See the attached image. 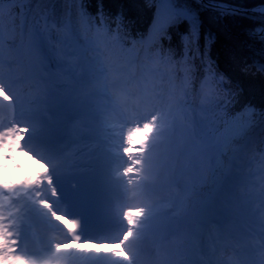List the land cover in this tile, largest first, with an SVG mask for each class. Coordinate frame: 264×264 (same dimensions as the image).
I'll return each mask as SVG.
<instances>
[{
    "label": "snow or ice",
    "instance_id": "snow-or-ice-1",
    "mask_svg": "<svg viewBox=\"0 0 264 264\" xmlns=\"http://www.w3.org/2000/svg\"><path fill=\"white\" fill-rule=\"evenodd\" d=\"M44 3L43 7L35 10V14L31 20L27 17L22 19L19 24L15 20H11L7 25L4 23V5L12 3V0H0V114L5 110L11 113L13 118V126L5 128L0 135L4 132L15 131L22 140L20 142V148L22 151L28 152L30 156L41 163H45L39 157L35 156L32 151L26 148V141L31 128L26 124L16 123L15 117L17 111L20 110L23 115V104L25 94L30 91L29 82L34 79L35 73L42 66L43 63H47L49 67L52 66L54 61L61 59H70L74 53L67 51V48L72 47V41H75L76 45L80 46V50L84 55L77 60L78 64H82L80 83L83 86H87L91 82L92 76L97 70L99 65L103 67L104 60L108 62L112 59L115 46H119L121 50H127L129 53H134L137 47V40L128 39L129 34L127 32L121 35L124 30L122 24V17L118 16L115 21L110 22L103 15L102 10L98 16L93 17L87 13L84 7V0H71L73 7L63 13V17L57 12L56 7L49 2V0H27L28 4ZM149 5L158 4L155 12V16L149 31L147 39L151 42V49L148 53H145L144 60L140 61L142 66L147 67L148 63H164L168 58L173 57L174 53L168 49L165 53L163 46L164 40H171V36L168 34V29L176 24H179L181 20L187 18V14L181 8L174 7V0H147ZM79 5L77 8L76 5ZM168 5V8L164 11L159 5ZM17 14L24 11L23 8L17 7L15 9ZM29 12L33 9L29 8ZM239 10H234L233 14H237ZM8 15L11 17L12 10H8ZM82 20L85 27V34H81L80 24L77 22ZM94 30L95 36L89 37L86 33ZM259 34V38L264 42V28L256 30ZM54 32L63 33V38L54 35ZM144 40V39H143ZM140 40V43L143 42ZM198 33L191 31L190 35L181 37V43L183 46L182 59L195 60L196 55L199 54L201 62H203L205 56L200 53L198 46ZM194 47V50H193ZM139 61L137 56L136 60H127L124 65L119 67L110 64L111 71L116 76H123L126 74V69L132 64ZM260 71L264 72V65L260 66ZM215 78L219 80V83L227 92L230 90V82L223 75L215 74ZM228 81L229 84H225ZM167 93L168 98L174 96L172 91L164 88H151L145 87L141 90V98L136 103L135 107L137 112L141 111V101L145 103H151V110H145L142 114L133 115L131 123H134V127L129 128L126 134L123 136L124 144L128 154V159L132 161L133 165L142 164L143 157L149 152H154L157 148V142L155 137L157 135V129L160 127L158 123L162 119L167 118V114L163 111V105L165 103V95ZM227 103H231V100L221 102L217 107H223L227 109ZM238 99L236 104H238ZM235 107V106H234ZM256 107L250 103H244L238 110H235L239 120L230 128V136L220 139L213 137L205 142V150L208 152L218 151L220 149H228L231 145H239L246 139L253 128L252 120L256 115ZM250 113V117H245L244 113ZM264 115V113H261ZM195 124H193L192 133L197 135L195 131ZM139 137V138H137ZM139 153L140 159H133V154ZM264 155V153H262ZM47 167V166H46ZM48 168V179L46 181H38L33 184L27 191H31V188L43 189L45 183L48 185L51 195L55 198L58 197L56 188L53 185V181L50 178L51 169ZM136 169L133 166L127 167L123 170V175L135 173ZM132 181L129 180V183ZM5 195H10L8 190H3ZM15 191V190H13ZM194 191V189H190ZM42 191H39L37 195H42ZM37 206L48 211L50 215L60 216L62 219L67 220V217H63L56 213L49 201L37 200ZM145 209L129 208L124 212V219L128 228L121 239L114 242L105 241L104 243H116L120 245L119 251L97 252V253H75L77 261L81 264H100L102 260L115 259L120 257L121 252H125V245L131 240L138 238L136 229L140 225L139 218L145 213ZM3 222L0 223V251L6 248L9 243L13 246V252L18 253L19 239H13L15 235L12 232L13 222L10 217H3ZM59 222V221H58ZM73 230H78L80 224L78 221H71ZM63 226V224H62ZM74 234V233H73ZM71 242V241H70ZM85 243H96L95 241H84ZM58 249L62 248V245L56 246ZM19 259L24 261V264H31L26 256L19 255ZM125 261H130V256L125 254Z\"/></svg>",
    "mask_w": 264,
    "mask_h": 264
},
{
    "label": "trees",
    "instance_id": "trees-1",
    "mask_svg": "<svg viewBox=\"0 0 264 264\" xmlns=\"http://www.w3.org/2000/svg\"><path fill=\"white\" fill-rule=\"evenodd\" d=\"M208 1L214 4L222 2L246 9L264 5V0ZM49 2L56 7L57 12L62 17L63 13L66 14L73 7L71 0H49ZM43 6V2L28 4L27 0H12V3L4 5V23L7 25L11 20L17 22L22 13H27V18L30 21L35 14V10ZM155 6L156 4L149 5L147 0H84L85 10L93 17L98 16L101 10L110 22L115 21L118 16L122 17L124 30H122L121 35L123 36L127 32L129 40H137L134 53L121 50L119 46L115 48L114 59L118 67L124 65L129 59L135 60L145 42H149L150 51L151 42L147 39V36L153 22L152 17ZM17 7L23 8L24 11L17 14L15 11ZM76 7L78 8L79 5L77 4ZM174 7L185 10L190 16L188 21L181 20L179 24L171 26L168 29L171 40L162 42L165 53L168 49L172 50L174 58L170 57L164 63H156L157 81L160 87L164 86V89L173 92L177 76L181 73L189 80L188 91L191 94V91L194 90L195 85L203 76L202 65L213 73L214 78L216 73L225 76L230 82V90L227 92L220 85L218 79L211 78L213 93L208 105L207 119L212 120V122L208 125L207 130L212 138L223 139L229 137L230 128L239 120L235 110H238L244 103H250L257 109L255 118L252 120L254 126L249 134V136L252 134L254 136L251 138L250 145L253 150L255 149V152H260L264 148V115L261 114L264 113V72L260 71V66L264 65V42L260 40L256 30L264 28V14H233V12H226L200 4L196 0H174ZM29 8L33 11L29 12ZM8 10H12L11 17L8 15ZM77 22L80 24V20ZM191 31L198 33L197 43L201 55L204 52L207 53L203 62H201L199 54L196 55L194 61L181 58L183 55L181 37L190 35ZM140 40H143V42L140 43ZM195 74L196 77H194ZM228 81H225V84H229ZM237 99L238 104H236ZM168 100L169 110H171L174 108V104L177 103V99L173 96ZM228 100H231V103H227V109L217 107L221 102ZM181 105L187 108L191 107V103L187 101ZM244 116L250 117V113L245 112ZM239 145H231L228 149H222L223 155L216 160V165L212 168V178L208 177L207 174L205 175L206 182L200 186L199 197L203 195L206 187L217 177V172L224 162V155ZM195 195H197L195 191L188 194L182 206V208L189 210V215L195 203L193 200ZM3 250L0 252L4 264H20L12 261L7 249L3 248Z\"/></svg>",
    "mask_w": 264,
    "mask_h": 264
},
{
    "label": "clouds",
    "instance_id": "clouds-1",
    "mask_svg": "<svg viewBox=\"0 0 264 264\" xmlns=\"http://www.w3.org/2000/svg\"><path fill=\"white\" fill-rule=\"evenodd\" d=\"M22 137L17 138V142H21ZM20 161H27L22 169H20L12 178L11 180H3L2 182L5 184L8 183H22L23 181H27L29 183L35 181L37 176L43 172H47L48 168L41 162L31 158L26 153H21L19 157ZM54 219L59 221L61 224L66 225V221L62 219L60 216H54ZM65 247H68L66 245ZM87 247L91 248L93 245H88ZM100 247H107L106 245H102Z\"/></svg>",
    "mask_w": 264,
    "mask_h": 264
},
{
    "label": "water",
    "instance_id": "water-1",
    "mask_svg": "<svg viewBox=\"0 0 264 264\" xmlns=\"http://www.w3.org/2000/svg\"><path fill=\"white\" fill-rule=\"evenodd\" d=\"M199 1H200V3H202L204 5H211V6L216 7V8H220V9L222 8L226 11L233 12L234 10H239L238 13H240V14H253V13L264 14V5H259L256 7L246 9V8H241V7H238L235 5H230V4H226V3H222V2H217L214 4L208 0H199ZM186 14H187V18L183 19V20L188 21L190 15L188 13H186Z\"/></svg>",
    "mask_w": 264,
    "mask_h": 264
},
{
    "label": "rangeland",
    "instance_id": "rangeland-1",
    "mask_svg": "<svg viewBox=\"0 0 264 264\" xmlns=\"http://www.w3.org/2000/svg\"><path fill=\"white\" fill-rule=\"evenodd\" d=\"M197 2H199L200 3V1L199 0H196ZM200 4H202V3H200ZM204 5V4H203ZM207 6H209V7H213V6H211V5H207ZM214 8H216V7H214ZM217 9H220V8H217ZM220 10H222V11H226V10H224V9H220ZM185 11V10H184ZM186 12V11H185ZM226 12H231V11H226ZM187 13V12H186ZM189 14V13H188ZM116 47H118V45L117 46H115V48ZM114 53H115V49H114ZM104 63H105V66H106V68H108V67H110V64L109 63H111V64H113V62H112V59L108 62L107 60H104ZM162 88H164V86H162ZM163 95H165V103H164V105H163V111L166 113V109H167V107H168V98H167V94H166V92L165 93H163ZM133 110V109H132ZM149 110H151V109H149ZM133 115H137V114H135V113H132V115H131V118L133 117ZM132 120V119H131ZM131 125H132V127H134L135 125H134V123H131ZM256 134V133H255ZM254 134V135H255ZM250 137L251 136H249V138H248V140H250ZM238 148V147H237ZM237 148L235 147V148H233V149H231V150H229L228 151V153L227 154H225L224 155V157H226L225 158V160H224V164L227 162V160H230L235 154H236V152H237ZM236 163H238L239 162V160H237V161H235ZM222 167H223V164L221 165V169H222ZM135 183L137 184V180H135Z\"/></svg>",
    "mask_w": 264,
    "mask_h": 264
},
{
    "label": "bare ground",
    "instance_id": "bare-ground-1",
    "mask_svg": "<svg viewBox=\"0 0 264 264\" xmlns=\"http://www.w3.org/2000/svg\"><path fill=\"white\" fill-rule=\"evenodd\" d=\"M248 138H249V137H248ZM244 143H245V145H247V144L249 143V140L246 139V140L244 141Z\"/></svg>",
    "mask_w": 264,
    "mask_h": 264
}]
</instances>
